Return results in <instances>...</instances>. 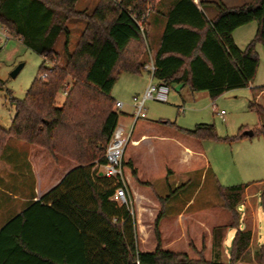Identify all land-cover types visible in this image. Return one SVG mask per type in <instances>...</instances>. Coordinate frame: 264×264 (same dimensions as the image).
Wrapping results in <instances>:
<instances>
[{"label": "trees", "instance_id": "trees-1", "mask_svg": "<svg viewBox=\"0 0 264 264\" xmlns=\"http://www.w3.org/2000/svg\"><path fill=\"white\" fill-rule=\"evenodd\" d=\"M77 1L0 0V26L43 58L24 97L11 99L15 112L9 127H0V149L14 138L77 164L0 229V264L245 263L252 233L238 229V208L248 184L216 185L230 222L212 229L210 259L202 255L190 258L185 252L161 247L158 224L164 215V202L179 187L158 198L160 209L153 222L155 248L138 250L132 209L110 199L113 181L93 166L94 162L104 163L105 147L118 123L119 114L110 96L114 83L122 73H140L147 61L148 19L142 17L146 12L150 15L157 0H97L91 10L78 9ZM202 4L215 9L213 18L208 19L192 0H177L165 14L160 43L152 58L153 77L168 87L179 84L191 92L205 91L213 100L226 90L248 87L255 77V45L260 43L264 48V0L232 8L220 0ZM75 20L83 21L84 26L69 49L68 23ZM250 22L256 23L254 36L240 49L232 32ZM60 37L63 63L48 67L45 62L58 57L55 45ZM65 89L59 106L57 95ZM250 90L261 93L264 86ZM248 107L259 119L253 134L264 137V106L253 100ZM170 124L199 141L231 143L246 137L242 134L246 128L220 138L211 124H197L193 129ZM127 166L135 176V169L130 163ZM228 228L236 231L228 260L221 261ZM260 249L255 256L263 263L264 245Z\"/></svg>", "mask_w": 264, "mask_h": 264}, {"label": "rangeland", "instance_id": "rangeland-1", "mask_svg": "<svg viewBox=\"0 0 264 264\" xmlns=\"http://www.w3.org/2000/svg\"><path fill=\"white\" fill-rule=\"evenodd\" d=\"M76 6L80 9L92 8L87 0H80L79 5L77 3ZM68 25L71 29L70 48H72L84 22L75 20L70 21ZM250 25L252 27L250 34L254 35L256 23L252 22ZM7 36L9 39L6 41L0 39V127L2 128H8L14 116L11 99L20 100L24 97L36 76L39 65L43 62L39 54L27 48L19 39L9 33ZM62 41L63 38L56 44L58 57L46 61V66L63 63ZM256 48L260 51L258 68L248 87L226 90L213 100L204 92L190 93L186 89L179 91L178 88L172 87L166 102L145 101L146 118H139L137 122L135 121V125L133 116L126 115L123 118L121 112L126 111L128 114L132 112L129 104L132 96L137 94L136 88L141 85V79L129 85L125 80L127 76L119 75L110 92L115 102L125 103L122 109L121 107L117 109L120 118L118 125L124 126L126 132L131 130L130 140L147 132L146 125L154 124L159 119L185 129H193L197 124H211L215 134L220 138L237 135L244 128L255 129L259 119L256 112L249 109L248 104L254 100L264 106L262 92L250 90V87L264 86V49L261 45ZM19 64H22L21 69L12 76V71ZM142 75L147 74L144 72ZM63 99L64 96L60 92L57 95L59 106ZM220 111H223L222 115L219 114ZM150 134L155 137H148L138 146H133L129 141L123 155L126 175L130 176V185L132 184L131 187L137 193L135 208L132 201V211L136 217L138 250L150 251L155 248L153 222L159 210V195L165 197L170 190L180 185L177 190L180 191L179 194L171 197L170 202H168L170 198L164 202V206L168 202L170 207L162 220L163 229L168 232H165L167 234L163 242L168 244V250L184 251L190 258L202 255L205 259H210L211 246L208 245L211 243L207 241L212 227L214 224L222 226L230 222V216L222 207V201L217 194L216 185L228 187L248 184L241 197L239 206L241 222L238 228L243 229L245 224V228L252 233V239L245 255L246 262L235 264H264L261 263V257L255 256L256 251L261 253V245H264V137L253 134L251 137L246 136L231 143L213 139L197 141L187 138L177 132L173 126L165 124H157ZM160 144L169 145L167 154L158 152L157 146ZM183 144L196 146L201 154L193 156L188 162L182 161ZM128 163L132 168L134 167L138 181L131 175ZM141 182H150L151 189ZM145 192L149 194L152 204L147 197L139 196V194L145 195ZM130 195L132 200V193ZM189 200L185 208L184 205ZM243 205L246 211H243ZM177 212L184 217L180 218V225L175 227L171 222ZM176 230L178 234L185 232L186 236L181 235L177 239L174 237ZM235 230L233 228L227 230L226 250L223 241L221 261L228 260V248Z\"/></svg>", "mask_w": 264, "mask_h": 264}, {"label": "crops", "instance_id": "crops-1", "mask_svg": "<svg viewBox=\"0 0 264 264\" xmlns=\"http://www.w3.org/2000/svg\"><path fill=\"white\" fill-rule=\"evenodd\" d=\"M87 1H89V3L91 4V6L93 8L97 0H87ZM176 1L177 0H157L155 5L152 8V11H151V13L155 12V14L150 13V15L147 16L148 17L147 18L148 19L147 20V60L149 59V57L151 59L153 58V55L155 54V52L159 46L161 34H162V31H163V28L165 25V20H166L165 14L168 12V10L171 8V6ZM192 1L197 5V7L205 14V16L208 19H211L215 16L216 11L212 6L203 5V4L201 5V3L215 2L217 0H192ZM220 1L222 2V4L224 6L232 8V7L240 6V5L247 3L251 0H220ZM79 2H80V0L77 1L78 5H79ZM78 9H80V8L78 7ZM251 23L252 22L247 23L245 25H242V26L236 28L232 32L233 41L237 45V47H239L240 49L244 48L245 45L254 36V35L250 34L251 29H252V27H250ZM61 39H62V37H60L58 39V41ZM70 43H71V40H70ZM70 43H69L68 47H69V49H72L75 44L73 45L72 48H70ZM258 45H261V44L257 43L255 45V51L257 53V56L259 57L260 51H259V49L256 48V46H258ZM262 48H263V46H262ZM55 51H56V45H55ZM62 52H63V49H62ZM57 55H58V53H57ZM257 68H258V66H257ZM144 72L147 75H142V73H144ZM121 75L127 76V77H125L126 78L125 80L129 85H133V84H135L136 80H137L136 81V83H137L141 79V85H138V87L136 88L137 94L133 95V96L141 95L143 93V91L145 90L146 86L148 85V83L150 82V80L152 81V83H160V81L154 77H152V79H150L149 73L147 71H144V70H142L138 74L122 73ZM250 85H251V83H250ZM172 87L178 88L179 91L186 89L190 93H194V92H191L187 87H181V85H179V84L170 85L169 86L170 90L172 89ZM196 92H204L207 94V92H205V91H196ZM262 94L264 95V92H262ZM121 103H122V106L120 109H122L125 105V103H123V102H121ZM129 107H132V112L128 114V112L122 111L121 113H122V115H124L123 118H125L126 115H129L130 117H132V115L134 113L132 98H131ZM144 118H146V114H145ZM119 119L120 118H118V122H119ZM136 122L134 121V125L136 124ZM122 123H124V122L122 121ZM157 124H165V125L172 126L170 124V122L167 123L166 120L159 119V120L155 121L154 124H147L145 127L146 131L151 132L152 130H154L156 128ZM174 129L177 132H179L175 127H174ZM147 132H143L139 135L138 138L130 140L131 144L133 146H138L141 143H143L144 141H146L148 139V137H151V136L155 137L154 135L150 134V132H149V134ZM158 137H163V136H158ZM187 138H191V137H187ZM191 139H193V138H191ZM194 140H196V139H194ZM197 141H199V140H197ZM188 145H190V144H183V147L181 150V155L183 156L182 161H185V162H188L193 156L201 154L200 150H198V148L196 146L192 147V146H188ZM157 147L159 148L158 152H160L162 154H167L168 149H170L169 145H165V144H160V146H157ZM66 160H68V161H66ZM95 163L96 162H94L93 169L97 168ZM76 166H77V164L74 161H71V160H69L63 156H60L57 154L53 155V154H50L48 151H46L42 148H39L33 144H28V143H25L21 140H17L14 138H9L6 141L4 147L0 149V229L10 219H12L14 216L19 214L20 212H22L26 207H28L32 202L37 201L43 194H45L50 189H52L54 186H56L61 181V179L71 169H73ZM169 172L171 173V170ZM99 173H100V171H99ZM136 175L137 174L135 171V176H133V178L135 180H137ZM128 180H129V185H130V176H128ZM141 183H142V185L148 186L150 189L152 187V184L150 182H141ZM138 184L139 183H137L136 186H138ZM131 185H130V191L133 195L132 201H133V207L135 208V198H136L137 193L134 190V188L131 187ZM178 187H180V185H177L176 188H178ZM247 187L245 189H247ZM179 192L180 191H176V193L174 195H172L171 197L177 196L179 194ZM139 196L147 197L149 199L150 203L151 204L153 203V201L149 198L150 196L147 192H145V195L139 194ZM159 197H161V196L159 195ZM171 197L168 200V202L171 201ZM168 202H166V204L164 206V215L160 219L159 224H158L160 239H161V242L163 243V244H161V247L163 249H167V247H168V244H165L163 242L164 236L168 232L166 229H165L166 231L163 229V225H162V220L164 219L165 214H166L168 208L170 207V204ZM189 202H190V200L185 203V205H184L185 208L187 207ZM243 208H244L243 211H246V208L244 207V205H243ZM159 209H160V204H159ZM239 210H240V208L238 209V211ZM175 215H176V217H174L171 224H173L175 227H177L178 225H180V222H181L180 218H183L184 216L182 214H180V212H177ZM134 218H135V223H136L135 215H134ZM240 222H241V219L239 220V224H240ZM217 226H219V225L214 224L212 229L214 227H217ZM233 229H235V228H233ZM245 229L246 228H245V224H244V228L241 230H245ZM227 230L225 233L226 237L228 236ZM165 232H167V233H165ZM181 235L186 236L185 232L178 234V232L176 230V234L174 235V237H177V239H178ZM171 236H173V235H171ZM211 240H212V233H211V235L209 233V238H208L207 242L211 243ZM225 241H226V238L224 240V248L226 250ZM208 246H211V245H208ZM150 251H152V250H150ZM179 252H182V251H179ZM225 253H226V251H225ZM211 256H212V254H211V248H210V258H211Z\"/></svg>", "mask_w": 264, "mask_h": 264}, {"label": "built area", "instance_id": "built-area-1", "mask_svg": "<svg viewBox=\"0 0 264 264\" xmlns=\"http://www.w3.org/2000/svg\"><path fill=\"white\" fill-rule=\"evenodd\" d=\"M114 1L117 2L119 0ZM147 16L148 12L143 15L142 19L146 20ZM139 29L141 31L143 30L141 22L139 23ZM7 34V29L3 26H0V39L4 41L8 40L9 37L7 36ZM154 69L155 68L153 61L149 57V59L143 66V70L149 73L150 79H152L153 77ZM169 91L170 88L166 84L152 83V81L150 80L140 96L132 97V104L134 107V113L132 115L133 121L145 117L144 103L146 100H154L161 103L166 102L168 99ZM62 95H66V89L62 91ZM121 106V102H115V107L117 109ZM219 114L222 115L223 111H220ZM130 134L131 130L129 132H126L125 128L123 126H119L117 123L105 147L104 163L99 164L96 162L95 165L100 171V174L112 180L113 184L115 185L110 199L118 205H126L132 209L130 185L128 176L126 175L125 166L123 164V155L126 144L130 141Z\"/></svg>", "mask_w": 264, "mask_h": 264}, {"label": "water", "instance_id": "water-1", "mask_svg": "<svg viewBox=\"0 0 264 264\" xmlns=\"http://www.w3.org/2000/svg\"><path fill=\"white\" fill-rule=\"evenodd\" d=\"M21 67H22V64H19L17 67H15V69L12 71L11 75L15 76L19 72ZM242 134L247 136V137H251L253 135V131L252 130H244L242 132Z\"/></svg>", "mask_w": 264, "mask_h": 264}]
</instances>
